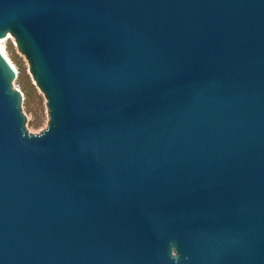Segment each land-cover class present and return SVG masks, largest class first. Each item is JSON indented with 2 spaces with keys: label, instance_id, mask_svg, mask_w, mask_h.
<instances>
[{
  "label": "water",
  "instance_id": "95a60500",
  "mask_svg": "<svg viewBox=\"0 0 264 264\" xmlns=\"http://www.w3.org/2000/svg\"><path fill=\"white\" fill-rule=\"evenodd\" d=\"M0 264H264V0H0Z\"/></svg>",
  "mask_w": 264,
  "mask_h": 264
},
{
  "label": "rangeland",
  "instance_id": "374dc122",
  "mask_svg": "<svg viewBox=\"0 0 264 264\" xmlns=\"http://www.w3.org/2000/svg\"><path fill=\"white\" fill-rule=\"evenodd\" d=\"M4 46L19 75L17 86L22 93L26 122L30 125L31 133H40L49 122L46 95L36 83L28 59L19 51L15 39L5 41Z\"/></svg>",
  "mask_w": 264,
  "mask_h": 264
},
{
  "label": "bare ground",
  "instance_id": "6f19581e",
  "mask_svg": "<svg viewBox=\"0 0 264 264\" xmlns=\"http://www.w3.org/2000/svg\"><path fill=\"white\" fill-rule=\"evenodd\" d=\"M0 51L5 56V58L9 61V63L12 65V67L16 70V66H15L14 62L11 60V58L9 57V55L6 51V48L4 46V42H0Z\"/></svg>",
  "mask_w": 264,
  "mask_h": 264
}]
</instances>
